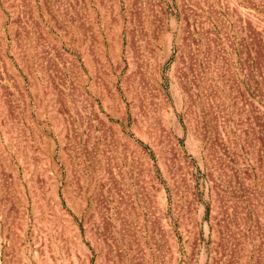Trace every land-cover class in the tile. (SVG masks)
Returning a JSON list of instances; mask_svg holds the SVG:
<instances>
[{
	"label": "rangeland",
	"instance_id": "374dc122",
	"mask_svg": "<svg viewBox=\"0 0 264 264\" xmlns=\"http://www.w3.org/2000/svg\"><path fill=\"white\" fill-rule=\"evenodd\" d=\"M221 260L264 264V0H0V264Z\"/></svg>",
	"mask_w": 264,
	"mask_h": 264
},
{
	"label": "built area",
	"instance_id": "2783aa9c",
	"mask_svg": "<svg viewBox=\"0 0 264 264\" xmlns=\"http://www.w3.org/2000/svg\"><path fill=\"white\" fill-rule=\"evenodd\" d=\"M187 164H188V162H186ZM230 192H229V190H228V194H229ZM234 211V208L232 207V206H230L229 207V211ZM249 213V208L246 206V214H248ZM229 220V219H228ZM229 221H231L232 223H233V226L236 224V217H235V215L234 214H232L231 216H230V220ZM223 251H226V250H223ZM224 260H221V262L219 263V264H224Z\"/></svg>",
	"mask_w": 264,
	"mask_h": 264
}]
</instances>
